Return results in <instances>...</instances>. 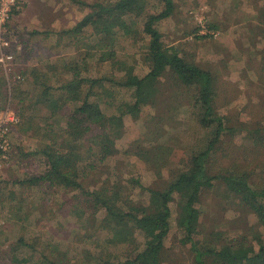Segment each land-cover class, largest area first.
I'll list each match as a JSON object with an SVG mask.
<instances>
[{
	"label": "rangeland",
	"instance_id": "374dc122",
	"mask_svg": "<svg viewBox=\"0 0 264 264\" xmlns=\"http://www.w3.org/2000/svg\"><path fill=\"white\" fill-rule=\"evenodd\" d=\"M96 1L109 0H25L9 22V38L16 39L13 48H21L8 74L0 71V111L9 107L18 118L9 134L11 153L0 161V264H49L48 258L58 264H104L125 256L124 243L109 241L111 231L102 225L104 210L86 206L73 211L77 208L68 202L76 191L23 181L46 169L41 147L63 139L66 115L76 105L68 99V82L75 76L102 80L104 88L94 86L92 98L96 96L111 116L122 101L132 100V90L113 80L129 69L137 75L148 70L143 59L146 36L119 31L106 46L96 45L99 38L93 28L72 30L89 11L88 4ZM174 1V14L157 24L162 40L211 73L213 105L229 127L212 156V171L246 174L253 186L264 189V0ZM147 5L156 12L153 1ZM134 19L140 30L142 17ZM162 81L155 100L137 118L123 117L121 134L114 139L117 155L100 161L91 143L79 146L85 188L118 186L126 203H146L147 188L164 186L169 169H180L186 160L182 157L204 145L207 132L196 122L193 101L170 80ZM88 84H81V93ZM159 144L170 149L161 177L140 157L141 149L150 154ZM176 200L170 203L172 227L162 264H197L189 246L180 241ZM198 205L203 247L243 240L257 249L256 237L264 238L256 215L223 182L206 188ZM19 237L24 241L11 262L10 244ZM136 237L142 241L140 232Z\"/></svg>",
	"mask_w": 264,
	"mask_h": 264
},
{
	"label": "trees",
	"instance_id": "16d2710c",
	"mask_svg": "<svg viewBox=\"0 0 264 264\" xmlns=\"http://www.w3.org/2000/svg\"><path fill=\"white\" fill-rule=\"evenodd\" d=\"M150 1L155 3L156 12L147 10ZM88 8L89 11L72 30L93 28L99 38L96 45L112 42L119 31L123 35L140 34L144 38L146 36L143 59L148 70L143 75H137L129 69L119 80H113L114 85L132 90V100L122 101L117 106L118 113L111 116L103 112L96 96L92 98L96 95L93 93L94 86L102 85L104 88L105 84L103 85L102 80L77 79L75 76L68 82L65 86L70 96L68 99L74 101L76 105L66 115V126L61 130L63 139L46 143L41 147L39 151L44 157L46 169L23 181L32 186L63 187L76 191L73 201L68 202L69 205L73 204L77 208L73 211H82L86 206L94 210H104L102 225L111 231L109 241L114 245L125 244V256L122 260L114 262L111 258L105 260L104 264H162L165 240L172 227L170 203L175 196L177 200L174 220L182 234L180 241L189 246L197 264H264V238L261 234L256 237L257 249L252 244L245 245L243 240L220 246L209 244L203 247L199 244L198 202L206 188L223 182L227 191L232 192L234 197L250 209L256 215L258 224L262 226H264V189L253 186L246 174L230 170L212 171V156L229 127L225 125L223 116L214 108L211 73L184 59L175 46H167L162 40V33L157 28V24L174 14L175 1H96L88 4ZM140 17L143 21L141 29L137 30L134 18ZM261 17L264 23V4ZM13 41L16 42V39ZM20 48V45L13 48L14 55ZM103 52L100 53L101 56ZM164 78L173 82L176 88L183 89L188 100L193 101L192 105L198 111L196 122L207 132L204 145L189 153L187 158L183 156L182 159L186 160L180 169H169L170 177L164 186L147 188L146 203L132 200L126 203L118 191V186L112 188L101 184L97 188H85L78 168L81 159L79 146H82L84 141L85 144L91 143L100 161L117 155L114 139L121 134L123 117L130 115L137 118L143 107L155 100L157 93L162 89ZM82 83H89L83 93L80 90ZM140 152V157L151 164L155 174L161 177V172L168 163L169 147L159 144L150 154L142 149ZM136 232L141 233L142 241L138 240ZM23 241L24 239L19 237L10 244L13 254L10 257L11 262L16 260L14 254ZM109 254L108 256L117 258L114 254ZM48 261L49 264H58L55 259L48 258Z\"/></svg>",
	"mask_w": 264,
	"mask_h": 264
},
{
	"label": "built area",
	"instance_id": "2783aa9c",
	"mask_svg": "<svg viewBox=\"0 0 264 264\" xmlns=\"http://www.w3.org/2000/svg\"><path fill=\"white\" fill-rule=\"evenodd\" d=\"M24 4L25 0H0V71L6 75L15 59L12 52L14 43L9 38V22L15 14L22 10ZM17 121L18 118L9 107L0 111V161L7 159L11 153L9 134L11 126Z\"/></svg>",
	"mask_w": 264,
	"mask_h": 264
}]
</instances>
